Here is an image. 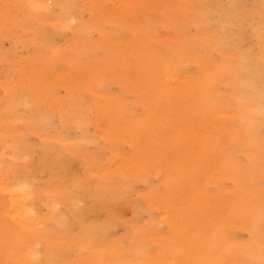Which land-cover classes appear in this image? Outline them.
<instances>
[{"label": "bare ground", "instance_id": "obj_1", "mask_svg": "<svg viewBox=\"0 0 264 264\" xmlns=\"http://www.w3.org/2000/svg\"><path fill=\"white\" fill-rule=\"evenodd\" d=\"M20 1L26 8L42 16L34 32L45 50L56 46V37L67 39L71 34L74 41L68 39L69 44L66 43L65 48L54 50L55 54L50 56L57 58L58 62L66 61L74 65H80L89 51L93 53L103 46H110L108 50L111 54L116 52V46L111 45L114 41L122 43L119 41L123 36L120 27L131 31L128 22L137 5L142 2L122 0L118 4L115 0H84L85 4L96 2L102 8H96L92 19L85 22L82 18L83 7L77 0ZM218 1H183L182 22H169L177 32L183 34L175 51L170 48L167 53H160L154 47V24L141 29L140 38L131 41L129 45L140 59L139 72L133 73L126 68L127 57L119 48L120 60L123 62L117 67L106 68L109 71L106 72L104 69L107 63L100 62L95 70L101 73L93 77L95 88L92 100L86 104L80 92L71 93L70 98L64 101L67 106L59 113V132L55 130L53 134L49 133V119L52 117L40 107L41 100L36 103L39 108L36 117L25 120L15 87L8 89L10 99L0 104V112L5 114L4 117L0 116V220L4 221L0 232V264H70L68 255L71 252L80 257L77 264H138L139 259L162 264L174 247H185L181 241L170 238L160 244V255H150L146 251V240L140 237L132 249L127 250V258L121 261L124 258L121 256V242L114 241L112 236L119 225L121 208L127 201L123 191L132 188L136 181H149V177L156 176L159 185L174 194L175 191L195 190V182L201 177L207 176L210 179L205 174L210 170V163L200 156L195 157L196 151L189 148L197 144L202 133L194 135V124H191L192 135L189 137L183 124V120H189L188 106L190 109L192 106L185 105V97L188 96L185 86L187 80L180 72L193 61L199 66L211 65L205 70L211 74L204 75L206 77L197 84L200 90H195L199 98L198 107L206 109L208 113L228 107L231 109L230 116L233 119L235 115L238 117V128L235 130L229 125L228 129V134L234 140V148L228 149L225 142H221L216 151L220 150L225 161L223 165L219 163L222 166L221 181L224 176L230 177L242 188L235 196L245 206L242 208L236 200L232 202L230 211L236 210L241 215L244 211L252 214L249 216L250 222H254L251 228L254 236L250 245L242 246L235 242L234 232L230 229L226 231L225 226L221 225L219 232L211 234L206 240L197 238L195 246H200V249L186 248L184 254L187 257L181 255L174 262L231 264L242 262L243 259L246 261L245 255L248 254L254 256L253 262L264 264V205L262 210L257 211L262 201L252 198L249 188L243 189L245 184L249 186L264 178V45L259 54L252 57L248 53L239 52V43L250 38L241 27L227 35L221 31L203 34L208 29L212 14L218 11ZM108 2L115 6L110 17L104 10ZM227 3L228 14L220 21L223 26L238 17L236 12L242 7V0H227ZM57 8L62 11L56 12ZM5 10L0 1V23L4 27L10 29L13 24L10 21L17 25L23 24L18 16H13V12L7 15ZM108 23L117 26L106 31L103 24ZM191 25L196 26L198 35L188 36L185 33ZM32 28L29 27L30 30ZM92 31L100 34L101 42L91 40ZM253 33L256 37L259 35L256 31ZM134 42L140 46L138 50L136 45H132ZM1 43L2 40L0 47ZM215 49L223 52L218 63L213 58ZM44 60L51 70V60ZM112 63L113 60L108 64ZM122 65H125L123 72L120 68ZM119 72L123 74V82L118 79ZM107 73L119 85L118 96L112 97L107 92L108 85L102 76ZM169 77L176 82L174 88H169L163 82L164 78ZM222 86L227 89L225 94L218 92ZM153 89L157 90L160 97L140 100L146 108V114L144 118L135 117L134 107L128 109L125 103L126 93L137 95L140 99L149 97ZM46 90L44 88L43 92L46 93ZM161 95L173 99L167 100L166 105ZM48 98L60 102L56 94H48ZM177 105L187 108L185 118L171 120L174 119L171 108ZM88 111L95 115L96 122L93 123L97 125L96 135L87 130V121H91L87 118ZM101 115L104 117L101 120L105 128L99 121ZM17 120L26 122L25 130L20 131L12 125ZM72 125L81 130L80 138L71 137ZM175 129L179 131L175 140L164 141L162 144L174 149L161 152L157 141L165 140L166 134L169 131L175 132ZM31 134L39 136L40 142L31 143ZM96 140L99 142L97 153L90 155L86 152V146ZM121 141L129 145V152L116 146ZM188 142V152L183 151ZM240 146L244 148L250 165L242 166L237 159L235 147ZM105 149L112 151L116 159V171L103 168L101 161ZM35 153L38 154L37 161L31 159ZM76 160L82 163V174L73 171L72 164ZM153 193L157 194L158 191L154 190ZM163 195L167 196L165 192ZM165 196L160 197L166 199ZM42 206L47 209L45 215L41 211ZM6 218L10 221L6 222ZM243 219L247 220L245 217ZM73 224L76 227L70 228Z\"/></svg>", "mask_w": 264, "mask_h": 264}, {"label": "rangeland", "instance_id": "obj_2", "mask_svg": "<svg viewBox=\"0 0 264 264\" xmlns=\"http://www.w3.org/2000/svg\"><path fill=\"white\" fill-rule=\"evenodd\" d=\"M2 5L7 11V15L13 12L18 16V19L23 22L21 25L14 24L10 29L4 27L0 23V41L2 40L0 47V104H5L9 99L8 89L15 87L17 93V99L19 103H22V113L23 116L28 120L29 118H34L37 115V110L39 109L36 103L41 100L40 107L45 110L52 118L49 119V133L53 134L55 130H61L60 115L61 110L67 106V99L70 98L71 93L80 92L83 100L86 104H89L92 100L93 88H95L93 77L96 74H100V71L95 70V68L102 63H107L106 68H115L118 64L122 63L120 60L119 50L127 57L128 62H126V68L133 73L139 72V58L136 57L135 49L130 47L131 41L135 40L140 36V30L144 27L149 28L151 24H154V29H156V40L154 47L160 53H167L171 48L175 51V47L179 45L180 38L183 34L177 32L174 27L175 23L182 22V3L184 0H141L134 10L128 25L131 27L129 29L121 28V34L123 36L118 43L114 41L111 46H116V52L109 53L108 46L101 47L100 49L89 53L85 56L84 61L80 65L71 64V62L57 61V58H53L50 55L55 54L54 50L58 48H65L68 43V39L74 41L71 34L68 35L67 39L62 37H56L54 39L55 43L52 49L45 50L43 44L39 42V38L36 36L34 29L38 28L40 25L41 17L35 14L30 9L26 8L20 0H0ZM83 7L82 18L85 22H89L92 19L93 11L96 8L102 9L101 5H97L96 2H88L85 4L84 0H77ZM52 4L51 1H49ZM115 3L121 4L122 0H115ZM227 0L218 1V11L212 14L209 21L208 29L206 32H217L221 31L223 34L227 35L237 31L240 27L246 31L250 37L248 41H241L239 43V52L242 54L248 53L249 55L257 56L259 50L264 45V0H242V7L237 11L238 17H234L231 21L226 24V26L220 25V21L225 19L227 10ZM104 10L108 17L111 16L115 11V6L112 2H108L104 6ZM62 10H56V12H61ZM61 15L63 13H60ZM35 15V16H33ZM27 23H24L26 22ZM40 21V23H39ZM173 21V22H172ZM169 22H172L170 25ZM76 23L74 22L73 25ZM29 25V26H28ZM106 31H111L117 25L114 24H103ZM29 27H33L31 30ZM140 31V32H139ZM256 31L259 35L253 33ZM188 36L198 35V30L196 26L191 25L185 31ZM261 36V37H260ZM140 38V37H139ZM138 38V39H139ZM91 40L101 42L102 38L97 31L91 32ZM67 43V44H66ZM139 43V41H138ZM137 43V44H138ZM136 42L132 45H136V50L140 46H137ZM95 47V46H94ZM132 50L134 52L132 53ZM170 49V50H171ZM223 52L221 50L213 51V58L215 63H218L222 58ZM129 56V57H128ZM46 58H49L52 62V68L49 70V65L45 64ZM186 61L188 60V55L185 56ZM113 60L112 64H108ZM211 67L208 65L199 66L198 63L189 62L185 65L182 72H180L186 81V93L188 96L185 97L187 104L191 105L192 109L190 115H187L189 120H183L184 128L187 129L189 137H191L190 125L194 124V135L202 133L197 144L191 145L189 147V142L183 148V151L188 152V147L193 151L195 150V157L200 156L204 161L210 163L209 172H205L209 175L210 179L206 177H201L195 182V190H186L180 193L176 192L171 194L164 186H160L156 176L149 177V181L138 180L135 185L130 189H125L123 194L127 197V201L121 208V217L119 220V225L114 229L112 239L116 242H121L122 249V260L127 258V250L132 249L136 240L140 237L146 240V251L150 255H160L161 243L170 238H175V240L181 241L185 246L174 247V250L168 256L162 264H175V260H178L181 255L185 256L184 252L186 248L190 249H200V246H195V242L199 239L206 240L208 236L215 232H219V226H225V230L229 229L236 235L235 242L241 244L242 246H248L253 242V232L251 230L254 222H250V214L245 211L237 212L232 210V202L239 200L236 193H239L242 188L237 186L235 180L230 177H225L221 181L222 176L220 175L222 166L219 163H225L224 158L218 149V145L221 142H225L228 149L234 148V140L228 134L229 125L236 130L238 124L236 123L238 118L236 115L233 119L230 116V108L226 107L224 110L219 111L211 110L210 113L206 109L198 107L199 98L196 96L197 92L195 90H200L197 86L198 81H200L204 75L211 74L209 71L205 72L206 69ZM122 72L125 70V65L120 66ZM109 72V71H106ZM119 72L118 79L123 82V74ZM110 73L104 74V82L108 85L107 92L110 96H118L120 93V88L117 83H115L111 77ZM101 76V77H102ZM206 77V76H205ZM204 77V78H205ZM203 78V79H204ZM121 82V83H122ZM164 84L169 88H174L176 82L173 78H164ZM137 82H134L136 84ZM105 85V86H106ZM130 85V84H129ZM46 88V93L43 92ZM263 88L261 87V90ZM226 87L222 86L218 88L220 94H225ZM59 98L60 102H56L54 98L51 100L48 98V94H51ZM149 97H142L138 99L137 95L132 93H126V104H128V109L134 107V116L137 118H144L146 114V108L140 100L148 99L154 100L160 97L156 89L148 95ZM162 96V95H161ZM163 103L167 105V100L173 99V97L162 96ZM2 109V108H1ZM171 110L174 112L171 120H175L178 117L185 118L184 114L187 110L186 107H180L179 105L172 107ZM0 116L4 117L5 114L0 112ZM11 118V117H10ZM8 118V120L10 119ZM88 120V131L92 135L97 133V125L93 123L96 118L93 112H87ZM98 118V116H97ZM101 115L99 121L103 128L106 127ZM93 120V121H92ZM96 122V121H95ZM26 122L23 120H17L12 125L15 126L20 131L26 129ZM99 123V124H100ZM70 131L71 137L80 138L81 130H79L75 125H72ZM172 130V129H171ZM231 131V128L230 130ZM179 135V131L175 129V132L169 131L166 134V139L157 141L158 147L161 152L166 153L167 150L174 149L172 146L162 145L164 141H174L176 136ZM31 143H39L40 138L35 134L30 135ZM100 141L99 139H97ZM96 140L95 143H90L86 146V152L90 155L96 154L99 142ZM195 143V142H194ZM116 146L121 150L124 148V152H129L130 147L123 141L116 143ZM103 161V168H109L112 171L115 168L116 159L110 149H105ZM229 153V151H228ZM244 148L242 146L235 147V154L237 159L240 161L242 166L250 165L247 160L246 154H244ZM32 160H38V154L35 153L31 157ZM196 165H199L198 161H195ZM82 163L80 160L73 162V171L77 174H82L84 169L82 168ZM196 176H194L195 178ZM123 179V177L121 178ZM126 181V178L123 179ZM150 186V187H149ZM152 188V189H150ZM249 188L251 192V197L254 199H260L262 204L257 210H262L264 205V178L257 180L253 184H245L243 189ZM157 190L158 193H153ZM166 193L165 196L163 193ZM155 194V195H154ZM165 196L166 199L160 197ZM129 198V199H128ZM241 207L243 208L245 204L242 202ZM80 205H83L82 203ZM236 208V206H234ZM240 207V209H242ZM42 213L47 214V209L42 206ZM252 215V214H251ZM247 218V220L243 219ZM0 232L2 233L1 227L4 226L2 220H0ZM10 220L6 218V222ZM76 224L70 226V228H75ZM263 243V242H262ZM227 252V250L225 251ZM191 254V252H187ZM246 261L244 259L242 262H231V264H257L253 262L254 256L245 255ZM244 257V258H245ZM45 258V255L42 256ZM80 258L77 254L71 252L68 255V261L70 264H77V260ZM247 260H251L247 262ZM138 264H155L154 261H144L143 259L138 260ZM157 264V263H156Z\"/></svg>", "mask_w": 264, "mask_h": 264}]
</instances>
